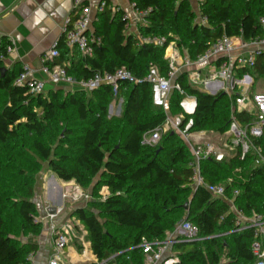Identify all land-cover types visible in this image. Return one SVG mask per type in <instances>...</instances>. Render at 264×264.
<instances>
[{
	"label": "trees",
	"instance_id": "trees-1",
	"mask_svg": "<svg viewBox=\"0 0 264 264\" xmlns=\"http://www.w3.org/2000/svg\"><path fill=\"white\" fill-rule=\"evenodd\" d=\"M130 1L136 12L148 11L136 34L127 31L123 11L106 8L93 23L101 39L93 56L70 50L61 37L53 62L69 63L66 72L76 80L126 69L137 82L121 83L117 97L108 85L90 93L61 88L34 96L14 85L22 67L6 69L0 59V264H30L36 251L25 238L42 231V224L34 222L38 209L33 199L45 164L58 180L90 190L91 200L74 207L70 216L86 231L98 264L140 263L144 254L139 245L164 240L182 220L198 228L200 240L173 245L178 264L256 262L253 230H237L228 200L245 215L258 214L264 220V165L254 167L250 155L241 159L238 152L220 162L202 159L204 182L225 188L226 199L213 198L204 187L194 188L193 157L179 134L168 130L156 146L142 144L144 135L166 121L165 111L153 104L152 85L144 79L150 66L167 76L168 61L165 44L157 47L141 39L165 36L195 60L224 35L245 40L262 36L264 0H204L199 12L206 25L195 22L197 14L187 0ZM7 43L3 38L0 57L6 56ZM175 82L196 99L193 115L181 127L192 119L190 133L223 134L229 123L226 96H211L190 83L187 73ZM182 98L172 91L167 103L172 117L180 114ZM120 101L119 115L109 114V106ZM103 187L108 188L104 200Z\"/></svg>",
	"mask_w": 264,
	"mask_h": 264
},
{
	"label": "built area",
	"instance_id": "built-area-1",
	"mask_svg": "<svg viewBox=\"0 0 264 264\" xmlns=\"http://www.w3.org/2000/svg\"><path fill=\"white\" fill-rule=\"evenodd\" d=\"M196 1L200 9L204 0ZM106 8L116 11L109 8L105 0H100L95 6L89 4L88 0H73L72 11L65 18L61 27V37L66 47L70 50H78L84 58L92 57L93 47L101 43L100 37L95 36L93 32V23L97 21L98 14ZM136 14L141 24H144V18L148 15V11L136 12ZM124 19L129 21L127 14L124 15ZM195 22L206 25L207 18L202 17L198 11ZM259 24L263 32L262 36L245 40L241 35H224L211 43L207 50L195 60H191L182 54L176 47V42L168 41L165 36H149L141 39L142 43L157 47L165 44L164 57L168 61L167 76L161 75L156 66H150L144 79L152 85L153 104L165 111L166 121L163 126L144 135L142 144L154 147L158 144L163 133L170 129L175 130L185 141L193 157L191 166L194 188L204 187L213 198L226 199L225 188L222 185L204 182L200 173V161L202 159L213 158L220 162L238 152L241 159L250 155L254 167L264 165V71L262 72L264 68V16L259 19ZM126 28L130 32L129 23ZM2 43L3 37L0 36V45ZM57 43L41 59L42 65L39 71L45 76V80L35 78L33 71L29 67L23 66L22 71L14 80V85L26 87L29 93L34 96L44 94L46 84L51 85L52 89L83 90L87 93L99 89L103 85H108L114 97H117L121 83L137 82L124 68L118 69L112 74L97 73L88 80H76L66 72V66L69 63L63 66L53 64L54 59L59 55L56 49ZM12 50L13 46L8 40L6 56ZM6 56H1L0 59L4 60ZM205 68L213 69V72L210 73L209 78L204 80L201 74ZM181 73H187L190 83L206 90L208 94L216 96L223 93L226 96L229 103V123L226 131L220 134L222 136L220 144H193L192 133L189 132V128L193 124L192 119L188 120L184 128L181 127L186 116L193 115L196 108L195 97L185 95L175 82L176 76ZM174 90L183 95L180 102L181 112L176 117H172L167 110L168 100ZM112 111L113 107L109 106V114ZM100 196L104 200L107 195L100 193ZM77 199L78 197L75 198V200ZM228 201L230 211L236 217L237 230H253L254 240L251 244V250L256 258L255 264H264V220L258 214L245 215L235 207L233 200L229 199ZM62 211L63 206L59 207L55 214H50L49 219L53 220ZM34 222L41 223V220L36 217ZM78 227H81V237L77 236ZM51 234L55 255L49 264H62L59 254L63 252V249L73 238L82 242L83 256L86 257L90 243L85 241L87 233L79 221L72 218L60 227L53 226L51 227ZM198 234L199 231L195 225L182 220L164 240L143 241L139 248L144 254V258L142 261L140 260V263L134 262L133 264H178V253L173 249V245L181 242L198 241L200 240Z\"/></svg>",
	"mask_w": 264,
	"mask_h": 264
},
{
	"label": "crops",
	"instance_id": "crops-1",
	"mask_svg": "<svg viewBox=\"0 0 264 264\" xmlns=\"http://www.w3.org/2000/svg\"><path fill=\"white\" fill-rule=\"evenodd\" d=\"M89 4L95 6L100 0H88ZM109 8L121 10L129 17V30L137 33L136 25L141 24L130 0H105ZM192 10L197 14L199 11L196 0H187ZM73 0H0V36L9 40L13 50L3 60L6 69H12L15 65L27 66L34 74V77L45 80V76L39 71L42 57L50 51L61 38V27L65 18L71 13ZM52 86L45 85L49 90ZM52 89V88H51ZM46 91V89H45ZM121 102V101H120ZM121 110V104H117ZM115 109L116 105H110ZM119 110V113H120ZM119 115V114H118ZM209 132L192 133L194 143L220 144L222 138L214 139L209 137ZM64 184H66L64 182ZM74 185V182H68ZM40 182L37 184L39 192ZM63 187L59 182H47L45 194L37 193L33 199L38 209V217L41 220L42 231L37 236H28L26 242L35 244L36 251L29 257L30 264H49L55 255L53 249V237L51 227H60L65 224L69 215L65 210L58 214L53 220L49 219L51 208L63 206ZM101 195H108V188L103 187ZM101 197V196H100ZM62 203V205H61ZM78 235V233H77ZM77 239H71L67 245L66 252L59 254L62 264H98L92 251L87 248L86 257L83 256L84 247L77 250ZM85 241L86 238H85ZM88 242V241H87Z\"/></svg>",
	"mask_w": 264,
	"mask_h": 264
},
{
	"label": "rangeland",
	"instance_id": "rangeland-1",
	"mask_svg": "<svg viewBox=\"0 0 264 264\" xmlns=\"http://www.w3.org/2000/svg\"><path fill=\"white\" fill-rule=\"evenodd\" d=\"M213 72V69H209V68H205L202 70V78L205 80V78H209L210 73ZM52 88V87H51ZM49 88V89H51ZM46 91L48 90L47 88H45ZM119 109H118V105L115 106V109L113 108V111L111 113V115H118ZM176 117V116H174ZM172 132H175V130L170 129ZM177 133V132H176ZM209 137H212L214 139H218V138H222V136L220 134L217 133H207ZM194 144V142H192ZM59 182V185L61 187H63V192H62V200H63V211L65 210L66 214L70 216L72 210L74 209V207H78V206H86L88 200H91L92 195L90 190L87 191H83L82 189L78 188V187H74V185H69V184H64V182L58 180L55 175L48 169L47 165L45 164L41 170V172L37 175V182H40L39 185V192L36 191L35 196L37 195V193L41 194L42 196H44L43 194H45V187L47 185V182ZM73 182V181H72ZM39 194V195H40ZM85 196H89V197H85ZM78 197L77 200H75V198ZM36 198V197H34ZM72 219V217L70 216L68 220ZM75 223V221H74ZM81 227H78L79 231H78V235L79 237L82 236V232H81ZM76 246H82V242L80 240H76ZM189 248V247H188ZM78 249V248H77ZM82 249V248H81ZM67 250V246L64 248V251L66 252ZM224 264V263H223Z\"/></svg>",
	"mask_w": 264,
	"mask_h": 264
},
{
	"label": "water",
	"instance_id": "water-1",
	"mask_svg": "<svg viewBox=\"0 0 264 264\" xmlns=\"http://www.w3.org/2000/svg\"><path fill=\"white\" fill-rule=\"evenodd\" d=\"M204 91L207 92L206 90H204ZM210 95L213 96V94H210ZM54 182H55V181H54ZM61 205H62V203H61ZM57 209H58V208H56V207H52L51 210H50V211H51V214H55V212L57 211ZM184 209H185V210L188 209V204L184 206ZM187 243H192V242H187Z\"/></svg>",
	"mask_w": 264,
	"mask_h": 264
},
{
	"label": "bare ground",
	"instance_id": "bare-ground-1",
	"mask_svg": "<svg viewBox=\"0 0 264 264\" xmlns=\"http://www.w3.org/2000/svg\"><path fill=\"white\" fill-rule=\"evenodd\" d=\"M52 182V181H51Z\"/></svg>",
	"mask_w": 264,
	"mask_h": 264
}]
</instances>
